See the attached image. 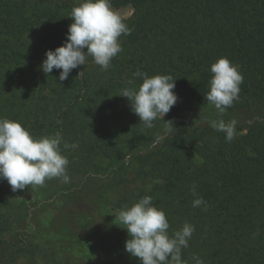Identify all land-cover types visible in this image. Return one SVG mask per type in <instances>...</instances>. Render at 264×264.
<instances>
[{"label":"trees","instance_id":"obj_1","mask_svg":"<svg viewBox=\"0 0 264 264\" xmlns=\"http://www.w3.org/2000/svg\"><path fill=\"white\" fill-rule=\"evenodd\" d=\"M111 3L114 9L134 7L125 19L131 34L120 37L122 51L108 70L88 56L86 66L61 82L62 70L46 75L38 68L39 55L62 46L73 22L71 9L80 4L0 0V118L20 122L36 138L59 131L63 142L78 145L63 149L61 144L70 181H45L62 196L97 192L100 207L111 187L122 186L129 175L158 181L153 203L174 208L169 234L185 222L195 227L182 259L191 264L195 255L205 264H264V0ZM221 57L244 77L239 100L223 116L235 118L236 131L244 132L231 142L208 126L217 118L205 98L210 66ZM138 70L176 79L178 101L164 117L174 130L159 142L165 122L157 119L154 127H145L127 98L119 96L129 80L136 87L142 83L133 75ZM193 184L207 202L206 211L192 207ZM143 196L119 199L110 209L118 217L121 208ZM37 205L0 179V264H28L16 259L48 236L73 255L72 262L50 264H118L129 254V236L117 218L99 219L83 210L76 227L44 228L35 220Z\"/></svg>","mask_w":264,"mask_h":264},{"label":"clouds","instance_id":"obj_2","mask_svg":"<svg viewBox=\"0 0 264 264\" xmlns=\"http://www.w3.org/2000/svg\"><path fill=\"white\" fill-rule=\"evenodd\" d=\"M69 17L73 22L69 25L66 41L55 50L46 51L42 71L48 75L54 68L62 70L59 74L62 82L73 69L86 66L88 56L103 70H108L112 59L122 51L120 37L132 31L125 18L113 8L111 0H82L79 6L71 9ZM210 72L213 75L205 98L216 109L217 118L208 120V126L223 132L226 141L231 142L237 120L225 121L223 116L239 100L244 77L226 57L213 63ZM133 75L141 78L142 83L136 87L133 80H129V87L121 89L119 96L127 98L131 111L145 127H154L157 119L165 122L163 134L157 137L159 142L174 130L173 122L165 121L164 117L178 101L174 92L176 79L170 74L149 77L139 70ZM78 76H83V71ZM62 142L59 131L36 138L20 122L0 118V179L7 180L14 192L26 186H44L46 180L53 178L68 183L69 160L62 154ZM76 147L75 143L63 142V149ZM196 187L193 184L190 189L194 197L192 207L203 206L202 210L206 211L207 202L197 193ZM116 218L129 236L125 250L138 258L140 264H188L182 259V250L189 246L194 225L185 222L180 230L170 235L166 213L153 203L152 196L145 195L130 206L125 205ZM191 259L195 264H204L198 256Z\"/></svg>","mask_w":264,"mask_h":264},{"label":"rangeland","instance_id":"obj_3","mask_svg":"<svg viewBox=\"0 0 264 264\" xmlns=\"http://www.w3.org/2000/svg\"><path fill=\"white\" fill-rule=\"evenodd\" d=\"M73 1L76 4L81 3V0ZM115 10L119 11L125 19H128L130 16H132L134 7H125ZM46 51V49H42L40 51L38 61L39 69H42V62L44 59H46ZM243 133L244 132L239 131L235 132V134L239 135ZM190 159L196 164V166L200 165L201 161L197 156L191 154ZM159 186L160 183L158 181L150 179L145 181H137L132 179V175H129L122 186L113 185L111 187V189L105 195V198L102 200V202H100V204L102 203L100 207L98 205L99 201L97 200L98 193H94L93 191L74 194L70 191H65L64 195L62 196L57 188L55 189L54 187H50L46 183L44 186H26L20 191L23 193V195L36 200L38 205L35 208L34 216L35 220L40 224L41 227L60 229L63 227H76L75 223L77 221V215H80V212L83 210L84 212H90L99 219L101 218L106 220L112 217L116 218L115 211L110 209L111 204H114L119 199L129 198L132 195L137 194H152L151 196L153 197L154 192ZM162 209L166 213L168 221L172 220L174 208H172L170 204L166 205L164 203ZM95 211H97V213ZM178 216L180 217V215ZM83 224L85 225V222ZM168 231L170 233V228ZM83 233L84 232H82V234ZM211 242H214V239H212ZM60 243L53 240L51 236H48L46 239H38L36 240L35 244H32V246L28 248L24 258L18 257L16 260L21 262L26 261L28 264H50L54 260L63 263L66 258L67 262H72L73 255L63 252V247H61L62 245ZM57 253L58 255H56ZM118 264L138 263L136 259L130 254H122ZM191 264H195V261L193 260Z\"/></svg>","mask_w":264,"mask_h":264}]
</instances>
